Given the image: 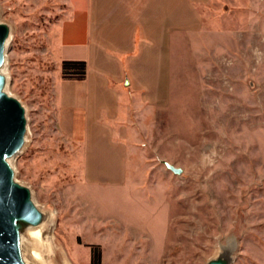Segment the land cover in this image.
Returning <instances> with one entry per match:
<instances>
[{"label": "rangeland", "instance_id": "1", "mask_svg": "<svg viewBox=\"0 0 264 264\" xmlns=\"http://www.w3.org/2000/svg\"><path fill=\"white\" fill-rule=\"evenodd\" d=\"M92 4L91 46L129 98L102 119L126 165L62 105ZM0 24L28 121L16 180L47 216L23 237L28 264H92L94 248L101 264H264V0H0Z\"/></svg>", "mask_w": 264, "mask_h": 264}, {"label": "water", "instance_id": "2", "mask_svg": "<svg viewBox=\"0 0 264 264\" xmlns=\"http://www.w3.org/2000/svg\"><path fill=\"white\" fill-rule=\"evenodd\" d=\"M10 35L9 26L0 24V264H26L20 223L38 227L44 214L33 201L31 190L17 182L9 161L24 148L28 132L26 109L7 93V78L2 73ZM165 166L177 176L184 173L169 163ZM209 264H229V260L218 259Z\"/></svg>", "mask_w": 264, "mask_h": 264}, {"label": "crops", "instance_id": "3", "mask_svg": "<svg viewBox=\"0 0 264 264\" xmlns=\"http://www.w3.org/2000/svg\"><path fill=\"white\" fill-rule=\"evenodd\" d=\"M88 7V36L86 42L79 45V48L85 50V56L79 59H66L67 61L86 62L87 75L83 81L68 79L63 83L61 99L64 104L62 105H67L73 110L80 108L84 110V123L80 122V124L85 125V130L88 132L86 135V138H88V140L86 139V143L90 148L94 147L99 149L97 154L101 160L105 153H108V149H116L117 162H122L126 165V151L124 150L122 156L118 155L120 149L125 146L114 143L112 135H110L111 128L102 119L103 115L106 114L108 120L118 121L121 112L120 103L122 100H128L129 98L114 90L112 91V80L114 84H120L121 79L119 77H114L109 73V66L105 65V63L100 60V57L94 52L93 47L91 46V41L97 33V24H94V21H97L100 15L97 13L96 6L93 7L92 4ZM128 84H130L129 81H127V85ZM124 108L127 112L130 111V105H127V103L122 106V110ZM102 175L127 174L125 172H109L105 169V171H102Z\"/></svg>", "mask_w": 264, "mask_h": 264}, {"label": "trees", "instance_id": "4", "mask_svg": "<svg viewBox=\"0 0 264 264\" xmlns=\"http://www.w3.org/2000/svg\"><path fill=\"white\" fill-rule=\"evenodd\" d=\"M63 75L67 79L83 81L87 75V64L84 61H66L63 64ZM92 264H101L99 248L93 249Z\"/></svg>", "mask_w": 264, "mask_h": 264}, {"label": "bare ground", "instance_id": "5", "mask_svg": "<svg viewBox=\"0 0 264 264\" xmlns=\"http://www.w3.org/2000/svg\"><path fill=\"white\" fill-rule=\"evenodd\" d=\"M11 38H12V35H10V38H9V40H8V42H7V47H8V45H9V43H10V40H11ZM6 66H7V54H6V63H5V65H4V67H3V69H2V73L6 76V73H5V70H6ZM6 78H7V84H8V77L6 76ZM7 91V90H6ZM27 137V136H26ZM25 147H26V143H25V146H24V148L22 149V151L18 154V155H20V154H22L23 152H24V150H25ZM17 155V156H18ZM17 156H15V157H17ZM14 157V158H15ZM14 158H12L11 160H9L10 161V164L12 165V167L14 168V165H13V159ZM15 169V168H14ZM17 182H18V180H17ZM18 183H20V182H18ZM21 184V183H20ZM23 185V184H22ZM25 186V185H24ZM38 207V206H37ZM44 219H43V223L42 224H44L45 223V221L47 220L46 219V217L47 216H45L44 215ZM38 227H40V226H38ZM20 229H21V242H22V245H23V237H24V235H25V233L26 232H29V233H31L30 231L32 230V229H36V227H32V226H30V225H28V224H26V223H20ZM23 247V246H22ZM22 254H23V251H22ZM23 257H24V254H23ZM24 260H25V262H26V264H28V262L26 261V259H25V257H24Z\"/></svg>", "mask_w": 264, "mask_h": 264}]
</instances>
